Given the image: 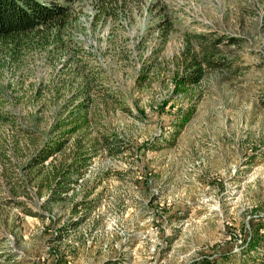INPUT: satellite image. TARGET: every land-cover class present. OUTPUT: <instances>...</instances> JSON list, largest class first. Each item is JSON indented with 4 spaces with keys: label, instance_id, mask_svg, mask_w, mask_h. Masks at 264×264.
<instances>
[{
    "label": "rangeland",
    "instance_id": "1",
    "mask_svg": "<svg viewBox=\"0 0 264 264\" xmlns=\"http://www.w3.org/2000/svg\"><path fill=\"white\" fill-rule=\"evenodd\" d=\"M73 6L62 45L0 52V264H246L264 224V0ZM75 152L88 164L55 198Z\"/></svg>",
    "mask_w": 264,
    "mask_h": 264
},
{
    "label": "trees",
    "instance_id": "2",
    "mask_svg": "<svg viewBox=\"0 0 264 264\" xmlns=\"http://www.w3.org/2000/svg\"><path fill=\"white\" fill-rule=\"evenodd\" d=\"M78 0H0V52L9 56L11 60L19 61L25 54L33 51L50 52L57 45H62L64 37L73 24L77 22L74 3ZM106 10L104 2L98 6ZM62 49V48H61ZM213 55L204 56L205 61L213 63ZM203 63L194 59L188 63L187 73L182 75L177 82V93L183 97L188 96L193 88L203 80L205 71ZM196 112V105L191 103L183 110L175 123L177 133L183 130L191 121ZM71 124V123H69ZM75 130L66 131V133ZM107 146L115 143L116 138L104 137ZM67 140H57L48 144L39 153L38 161H47L50 157L61 152ZM114 147H117L115 144ZM113 146L110 147L111 150ZM118 151L117 153H119ZM87 157L82 153L73 155L70 162L60 170L56 169V185L52 189L53 197L59 199L62 193H68L79 183L82 169L85 168ZM259 227L248 242V247L243 254L246 264H264V234H260ZM253 253V254H252ZM226 256V255H225ZM230 259L229 256L225 260ZM214 264L213 262H211ZM218 264V261H217ZM220 264H226L222 262Z\"/></svg>",
    "mask_w": 264,
    "mask_h": 264
}]
</instances>
